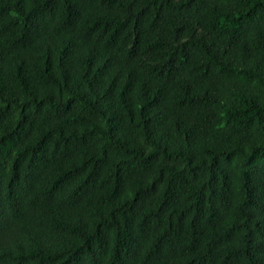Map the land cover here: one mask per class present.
<instances>
[{
	"label": "trees",
	"instance_id": "obj_1",
	"mask_svg": "<svg viewBox=\"0 0 264 264\" xmlns=\"http://www.w3.org/2000/svg\"><path fill=\"white\" fill-rule=\"evenodd\" d=\"M0 264H264V0H0Z\"/></svg>",
	"mask_w": 264,
	"mask_h": 264
},
{
	"label": "bare ground",
	"instance_id": "obj_2",
	"mask_svg": "<svg viewBox=\"0 0 264 264\" xmlns=\"http://www.w3.org/2000/svg\"><path fill=\"white\" fill-rule=\"evenodd\" d=\"M44 45V44H43ZM34 47V46H33ZM65 55V54H64ZM69 57V56H68Z\"/></svg>",
	"mask_w": 264,
	"mask_h": 264
}]
</instances>
